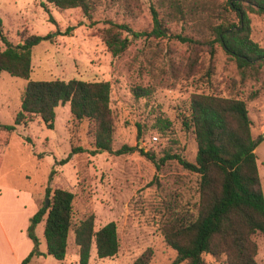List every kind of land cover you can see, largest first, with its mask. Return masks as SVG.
Returning <instances> with one entry per match:
<instances>
[{
    "label": "rangeland",
    "instance_id": "374dc122",
    "mask_svg": "<svg viewBox=\"0 0 264 264\" xmlns=\"http://www.w3.org/2000/svg\"><path fill=\"white\" fill-rule=\"evenodd\" d=\"M171 1L190 12L191 19L168 20ZM228 1L138 0L131 11L123 1L102 0L88 18L78 7L61 10L45 0H0L3 33L10 42L15 44L31 34L52 35L32 47L30 78L109 81L115 129L113 149L136 145L135 150L122 154H91L90 124L74 119L69 103L55 108L52 129L39 116L16 125L6 150L0 152V264H16L18 258L20 264L33 248L27 235L29 219L46 201L48 187L74 193L73 226L90 212L94 214L95 229L115 222L117 253L99 259L92 246L89 264H132L147 248L152 249L148 264H170L175 259L176 251L166 243L161 227L171 214L194 207L198 176L170 156L179 154L194 161L196 141L193 133L183 127L182 118L191 93L205 88L195 82L184 65L192 48L199 63H207L204 44L192 46L178 36L196 41L211 39L206 19L237 24ZM152 8L163 19L167 35L134 38L123 53L113 57L102 41V28L112 21L127 24L135 31L150 32ZM248 16L250 38L264 46V14L249 11ZM3 48L0 40V50ZM216 49L215 84L224 94H237L247 104L252 136L259 141L255 153L264 194V75L257 80H242L235 63L226 58L218 44ZM26 82L5 71L0 73V124L13 123ZM136 86L148 94L136 96ZM153 136L157 137L154 142ZM78 146L84 150L64 164L58 163L71 147ZM138 148L151 153L157 165ZM43 226L41 221L34 228L43 254L33 256L29 264H77L72 229L66 256L58 261L44 254ZM254 239L258 245L256 260L264 264V235L257 234ZM205 258L211 264H223L222 258Z\"/></svg>",
    "mask_w": 264,
    "mask_h": 264
},
{
    "label": "trees",
    "instance_id": "16d2710c",
    "mask_svg": "<svg viewBox=\"0 0 264 264\" xmlns=\"http://www.w3.org/2000/svg\"><path fill=\"white\" fill-rule=\"evenodd\" d=\"M45 1L61 10L78 7L90 18L102 0ZM118 1H123L132 11L138 0ZM228 5L238 19L237 24L226 20L213 23L206 19L205 28L211 39L196 41L189 36H178L192 46L204 44L207 63H199L198 55L192 48L184 65L189 75L194 76L195 82L205 86L203 90L191 93L182 118L183 127L194 135L197 150L193 162L179 154H173L170 158H175L183 168L197 174L198 200L192 209L175 212L162 224L161 231L166 243L176 251V257L170 264H211L205 258L207 255L214 260L222 258L223 264H258V245L254 236L264 235V194L255 153L259 141L252 136V120L246 101L237 94H224L215 84L214 60L218 44L226 58L235 63L242 80H257L264 75V46L250 38L248 16L249 11L264 14V0H229ZM169 8L168 20L191 19L190 12L184 10L181 4L171 1ZM152 21L150 32L135 31L127 24L109 21L101 30L107 51L115 57L123 53L134 38L167 35L164 21L154 8ZM51 36L31 34L13 44L3 33L0 17V40L4 45L0 50V73L5 71L27 80L13 123L0 124V152L6 150L9 135L15 126L26 124L35 116H39L47 128H54L55 108L65 103H69V111L74 119L89 122L93 138L91 154H122L135 150L136 145H122L119 149H113L115 129L109 106V81L30 78L31 49L42 39ZM133 92L136 96L148 94L140 86L134 87ZM138 149L157 165L151 153L143 148ZM83 150L80 146L71 147L68 155L58 163H66L73 154ZM45 195L48 203L43 201L29 219L27 235L33 241V248L20 264H29L33 256L43 254L38 249L39 240L34 232L41 221H44V254L58 261L66 256L71 229L77 246V264H89L92 246L99 259L117 253L119 238L114 221L95 229L94 214L90 212L73 226L74 193L61 187H48ZM151 257L152 249L147 248L132 264H148Z\"/></svg>",
    "mask_w": 264,
    "mask_h": 264
},
{
    "label": "built area",
    "instance_id": "2783aa9c",
    "mask_svg": "<svg viewBox=\"0 0 264 264\" xmlns=\"http://www.w3.org/2000/svg\"><path fill=\"white\" fill-rule=\"evenodd\" d=\"M152 140H153L152 142L156 141L157 140V137L156 136H153L152 137ZM142 144H144V142H142Z\"/></svg>",
    "mask_w": 264,
    "mask_h": 264
},
{
    "label": "crops",
    "instance_id": "0c3cea01",
    "mask_svg": "<svg viewBox=\"0 0 264 264\" xmlns=\"http://www.w3.org/2000/svg\"><path fill=\"white\" fill-rule=\"evenodd\" d=\"M19 261H20V258H18V259L16 260V264L19 263Z\"/></svg>",
    "mask_w": 264,
    "mask_h": 264
},
{
    "label": "water",
    "instance_id": "95a60500",
    "mask_svg": "<svg viewBox=\"0 0 264 264\" xmlns=\"http://www.w3.org/2000/svg\"><path fill=\"white\" fill-rule=\"evenodd\" d=\"M46 203H48V199H46V201H45Z\"/></svg>",
    "mask_w": 264,
    "mask_h": 264
}]
</instances>
